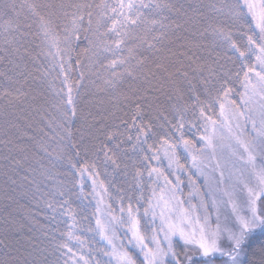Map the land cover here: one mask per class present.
<instances>
[{"label": "trees", "instance_id": "16d2710c", "mask_svg": "<svg viewBox=\"0 0 264 264\" xmlns=\"http://www.w3.org/2000/svg\"><path fill=\"white\" fill-rule=\"evenodd\" d=\"M14 2L30 35L27 52L9 56L0 28V261L114 264L87 177L122 226L148 241L162 149L185 163L184 149L201 148L221 104L241 106L261 36L245 0ZM220 24L223 36L212 30ZM67 86L79 119L65 127L50 100L66 98ZM248 239L264 243V229ZM184 250L174 244L181 261Z\"/></svg>", "mask_w": 264, "mask_h": 264}, {"label": "rangeland", "instance_id": "374dc122", "mask_svg": "<svg viewBox=\"0 0 264 264\" xmlns=\"http://www.w3.org/2000/svg\"><path fill=\"white\" fill-rule=\"evenodd\" d=\"M245 3L246 6L248 3L256 5L255 16L252 11L247 10L254 21L255 30L261 36L262 44L254 73L246 81L241 106L234 108L225 103L219 120L207 124L204 136L206 139L202 140L201 148L197 151L187 147L184 149L185 163L176 158L172 149L167 147L162 149L159 161L164 168H162L163 171L154 173L155 187L148 210L151 222V229L147 231L150 244L136 225L130 228L122 226L121 221L111 214L102 186L87 177L92 187L97 210V231L114 264H127L125 256L131 257L134 264H146L145 252L141 251L138 237L143 238L148 248H154L153 236H155L162 242V247L167 249V242L164 241L161 231L162 214L165 220L171 218L173 223H179L188 234V238L194 240H199L200 229L205 227L204 217L207 215L212 230H215L217 224L220 225L224 235L218 244L225 250L228 244L226 229L235 227L237 216L250 215L247 189L243 187L239 179L242 170L240 155L244 154V149L236 143L232 136L237 133L241 134L243 140L253 144L257 159L264 160V138L258 137L256 130L253 129V122L258 127L264 125L261 121V113L264 112V99H262L264 81L260 79L264 75V64L261 63L264 59V31H261V27H264V19L261 18L262 9L259 7L264 0H245ZM229 127L232 129V136L229 135ZM207 138H211V146ZM193 156H196L195 161ZM254 185L253 180L252 186ZM202 205H206V208ZM193 206H195V211H193ZM181 208L187 214L186 220L181 218ZM257 209L264 212V203L258 200ZM260 228V226L254 227L249 235ZM205 239H208L207 230ZM171 242L172 249L175 243H180L185 247L183 264H190L189 258L196 262L201 259L215 261L221 258L220 263L215 261L213 264H222L223 259H226L219 252L214 254L215 259L213 256L204 258L196 244H186L178 233L171 237ZM135 256L141 260V263L134 260ZM171 256L169 254L167 258ZM242 258L243 252L239 259L242 260Z\"/></svg>", "mask_w": 264, "mask_h": 264}, {"label": "snow or ice", "instance_id": "6c2138e0", "mask_svg": "<svg viewBox=\"0 0 264 264\" xmlns=\"http://www.w3.org/2000/svg\"><path fill=\"white\" fill-rule=\"evenodd\" d=\"M29 8L33 9L35 14V5H29ZM147 7V6H145ZM247 7L250 11L253 12L255 16L256 5L248 3ZM262 9L261 18L264 19V3L259 6ZM121 9L125 8V5L121 3ZM136 8V5L129 2L127 4V9L131 13L132 10ZM19 11L17 5L14 2H9V0H0V21H3L0 24V28L3 30V35L5 38V44L8 45L5 49L7 55H11L12 52L10 49H15L19 52L21 47H24L25 52H27L26 42H28V36L30 35V26L25 24L22 26L18 23L19 20ZM135 23V21H132ZM42 27L45 29V35H47V29L49 25L42 24ZM223 24H220L218 27L213 28V32L223 36ZM261 31H264V27H261ZM19 37V39L17 38ZM235 47V45H233ZM243 55V53H241ZM261 63L264 64V59L261 60ZM264 81V75L260 77ZM207 83V81H206ZM68 94L65 98L63 91L57 93L51 97L50 103L54 108V115L65 124V127H68L71 124H74L77 119H79L78 106L76 99L73 96V89L71 86H67ZM223 90V87L220 89ZM77 92V96H78ZM150 94V93H148ZM264 99V96H262ZM224 105L221 104V110L223 114ZM179 109V106H178ZM204 113L201 112V115ZM243 115L242 113L240 114ZM261 121L264 122V112L261 113ZM173 123L175 121L173 120ZM215 123V121H213ZM183 127V124L180 125ZM237 127L239 124L237 123ZM253 129L256 130L258 137L264 138V125L257 126L253 122ZM229 135L232 136L231 127L228 128ZM236 140V143L244 149V154L240 155L241 160V177L240 182L243 184V187L247 189L248 193V207L250 215L247 216H237L236 225L233 228L226 229L227 231V247L226 250L218 244V241L223 237L224 233L222 232L220 225L217 224L215 230L211 229L210 224L208 223L209 217L206 215L204 217L205 227L200 229V238L199 240L189 239L188 234L180 227L179 223H173L171 218L164 219L162 214V228L161 231L164 235V241L167 242V249L162 247V242L153 236V243L155 244L154 248H148L144 243L143 238H139V245L141 246V251L145 252V261L146 264H168L167 257L169 254L173 256L174 264H183L180 257L175 254L172 249L171 237L173 235L179 234L180 238L184 240L186 244H196L200 253L204 258L213 256L219 252L223 259L222 264H264V243H260L257 247H252L248 239L250 231L256 227L260 226L264 229V212H260L257 209V201L264 203V160H258L254 154L253 144L248 143L247 141L241 138V134L237 133L235 136H232ZM201 139H206V137H201ZM209 146H211V138H207ZM185 145L188 144V141H184ZM81 145H76L79 148ZM193 160H196V156H193ZM223 174L221 173V176ZM255 181V185L252 186V181ZM230 195V194H229ZM215 205V201H213ZM206 208V205H202ZM207 210V209H206ZM193 211H195V206H193ZM181 218H187V214L184 213L183 208H181ZM207 230L208 239H205V234ZM248 249V252L245 255V260L239 259L242 252L245 249ZM145 249H147L145 251ZM127 264H134V261L131 257L125 256ZM191 264H213L212 260L203 259L199 262L191 261ZM0 264H4L3 261H0Z\"/></svg>", "mask_w": 264, "mask_h": 264}]
</instances>
